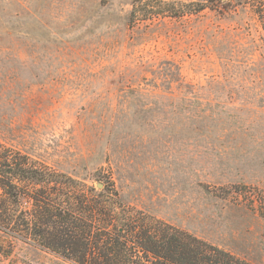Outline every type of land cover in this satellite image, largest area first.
Returning <instances> with one entry per match:
<instances>
[{
	"label": "rangeland",
	"instance_id": "rangeland-1",
	"mask_svg": "<svg viewBox=\"0 0 264 264\" xmlns=\"http://www.w3.org/2000/svg\"><path fill=\"white\" fill-rule=\"evenodd\" d=\"M132 9L0 0V142L264 264V220L236 190L264 191V34L251 6L135 25ZM3 264L73 263L18 244Z\"/></svg>",
	"mask_w": 264,
	"mask_h": 264
},
{
	"label": "trees",
	"instance_id": "trees-1",
	"mask_svg": "<svg viewBox=\"0 0 264 264\" xmlns=\"http://www.w3.org/2000/svg\"><path fill=\"white\" fill-rule=\"evenodd\" d=\"M229 1L132 0L129 21L194 18ZM237 2L251 6L264 34V0ZM79 183L0 142V264L18 244L73 264H253L127 206L115 184ZM241 189L264 220V191Z\"/></svg>",
	"mask_w": 264,
	"mask_h": 264
},
{
	"label": "water",
	"instance_id": "water-1",
	"mask_svg": "<svg viewBox=\"0 0 264 264\" xmlns=\"http://www.w3.org/2000/svg\"><path fill=\"white\" fill-rule=\"evenodd\" d=\"M223 1H226V0H223ZM97 188H98L99 190H102V189L104 188V185H103V184H98V185H97Z\"/></svg>",
	"mask_w": 264,
	"mask_h": 264
}]
</instances>
